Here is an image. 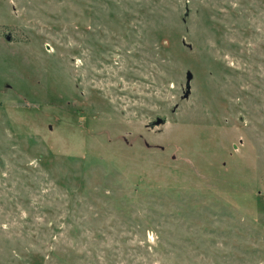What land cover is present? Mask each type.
I'll use <instances>...</instances> for the list:
<instances>
[{
    "label": "rangeland",
    "instance_id": "rangeland-1",
    "mask_svg": "<svg viewBox=\"0 0 264 264\" xmlns=\"http://www.w3.org/2000/svg\"><path fill=\"white\" fill-rule=\"evenodd\" d=\"M0 264H264V0H0Z\"/></svg>",
    "mask_w": 264,
    "mask_h": 264
},
{
    "label": "water",
    "instance_id": "water-1",
    "mask_svg": "<svg viewBox=\"0 0 264 264\" xmlns=\"http://www.w3.org/2000/svg\"><path fill=\"white\" fill-rule=\"evenodd\" d=\"M5 39L7 41H10L11 35L10 34H7L5 36ZM192 79H193V75L191 74V72L188 71L186 73V88H185L186 91H185V93L183 95V98L184 99H187L189 97V95H190V90H191V88H190V82H191ZM165 123H166V118L165 117H162V118L157 117L154 121H152V122L149 123L148 128L149 129H154L156 127H159L161 125H164Z\"/></svg>",
    "mask_w": 264,
    "mask_h": 264
}]
</instances>
